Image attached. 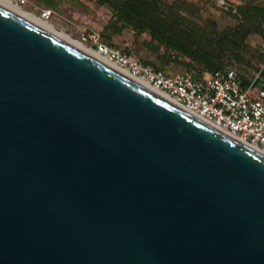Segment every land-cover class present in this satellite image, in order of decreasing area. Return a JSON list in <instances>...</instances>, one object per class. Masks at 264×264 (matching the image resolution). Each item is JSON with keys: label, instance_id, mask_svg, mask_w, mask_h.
<instances>
[{"label": "water", "instance_id": "obj_1", "mask_svg": "<svg viewBox=\"0 0 264 264\" xmlns=\"http://www.w3.org/2000/svg\"><path fill=\"white\" fill-rule=\"evenodd\" d=\"M0 264H264V157L0 7Z\"/></svg>", "mask_w": 264, "mask_h": 264}, {"label": "rangeland", "instance_id": "obj_2", "mask_svg": "<svg viewBox=\"0 0 264 264\" xmlns=\"http://www.w3.org/2000/svg\"><path fill=\"white\" fill-rule=\"evenodd\" d=\"M25 6H18L24 12L33 14L37 18H43L42 11H50L45 20L57 32L63 33L73 40L84 44L86 47L96 51L93 47L92 36H99L100 41L110 47L122 50L137 57L138 59L156 64L160 67L159 57L165 54L164 49L159 53L151 52L145 43L149 42L150 36L144 33L137 36L135 31L126 27L121 33H113L109 23L114 20V14L110 6H116L126 0H108V4H101L99 0H26ZM50 2V7L44 3ZM177 13L183 20L190 22L193 27L202 34L215 37V46L218 47L219 40L235 30L248 32V37L235 49L232 55L242 58L249 64V68L236 65L234 60H225L229 67H236L242 76L248 77L256 70H264V25H257L246 15L239 12L242 7L264 6V0H223L228 10L222 9L217 0H156ZM108 29L107 31H105ZM184 32H195L193 29L184 27ZM183 36V35H180ZM108 38V39H107ZM198 48V47H197ZM231 52V50H230ZM224 55H222L223 57ZM184 60V59H183ZM168 75H179L184 73L185 68L179 64L170 63L163 68Z\"/></svg>", "mask_w": 264, "mask_h": 264}, {"label": "built area", "instance_id": "obj_3", "mask_svg": "<svg viewBox=\"0 0 264 264\" xmlns=\"http://www.w3.org/2000/svg\"><path fill=\"white\" fill-rule=\"evenodd\" d=\"M25 6L26 0H9ZM218 5L228 10L223 0ZM45 19L50 11H42ZM96 52L107 61L125 70L134 79L166 95L178 108L195 116L218 131L227 134L250 149L264 154V89L261 71L245 77L247 85L236 68L205 74L195 81L191 74L166 76L163 72L143 64L137 57L128 55L92 36Z\"/></svg>", "mask_w": 264, "mask_h": 264}, {"label": "trees", "instance_id": "obj_4", "mask_svg": "<svg viewBox=\"0 0 264 264\" xmlns=\"http://www.w3.org/2000/svg\"><path fill=\"white\" fill-rule=\"evenodd\" d=\"M99 2L101 4L109 3L108 0H99ZM44 6L50 7V2L46 1ZM110 7L114 14V20L109 23V28L114 30L113 33L119 34L122 29L129 27L135 31L137 36L144 33L149 34L150 40L145 43V46L151 52L158 54L160 49H164L165 54L158 58L160 67L154 63L139 60L143 64L163 72L166 76H173L163 71V68L170 63L181 65L185 68L184 73L191 74L195 81L201 80L205 74L236 68L227 66L224 62L227 60L226 57L228 60L236 61V65L240 67H250L248 62L242 58L238 56H236L238 59L232 58V55H238L234 54L235 49H240L238 47L243 45V41L249 35L248 32L241 33L240 28L221 38L218 47H216L215 37L198 32L190 22L183 20L177 13L156 0H126ZM238 10L255 24L264 25V8L255 6L242 7ZM184 27L193 29L195 32L186 33ZM222 55L224 56L222 57ZM259 71H261L262 77L260 86L264 89V70H256V72ZM238 73L242 79V87H245L247 85L245 77L242 76L240 70Z\"/></svg>", "mask_w": 264, "mask_h": 264}, {"label": "bare ground", "instance_id": "obj_5", "mask_svg": "<svg viewBox=\"0 0 264 264\" xmlns=\"http://www.w3.org/2000/svg\"><path fill=\"white\" fill-rule=\"evenodd\" d=\"M0 7L2 9L12 13L13 15L21 18L22 20L30 23L31 25L37 27L38 29L44 31L45 33L52 36L53 38L65 43L66 45L76 49L77 51L85 54L86 56L94 59L95 61L101 63L102 65L108 67L109 69L115 71L116 73L122 75L123 77H125L128 80L134 82L135 84L141 86L142 88H144L147 91L153 93L154 95L160 97L161 99L167 101L168 103L172 104L173 106L177 107L166 95L155 90L154 88L150 87L147 83H145L141 80L131 78L125 70H123V69L117 67L115 64L107 61L106 59L101 57L96 51L86 47L84 44H82L78 41L73 40L71 37H69L63 33L57 32L50 24H48V22L45 20L44 17L43 18H37L33 14L26 13L21 8L14 5L9 0H0ZM223 134H225V133H223ZM225 135L228 136L227 134H225ZM230 138H232V137H230ZM251 150L264 157V154L262 152H259L257 150H253V149H251Z\"/></svg>", "mask_w": 264, "mask_h": 264}, {"label": "crops", "instance_id": "obj_6", "mask_svg": "<svg viewBox=\"0 0 264 264\" xmlns=\"http://www.w3.org/2000/svg\"><path fill=\"white\" fill-rule=\"evenodd\" d=\"M256 7L264 8V6H256Z\"/></svg>", "mask_w": 264, "mask_h": 264}]
</instances>
